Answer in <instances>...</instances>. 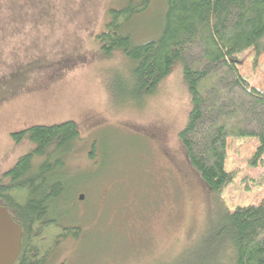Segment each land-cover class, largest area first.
Listing matches in <instances>:
<instances>
[{
	"label": "rangeland",
	"instance_id": "obj_1",
	"mask_svg": "<svg viewBox=\"0 0 264 264\" xmlns=\"http://www.w3.org/2000/svg\"><path fill=\"white\" fill-rule=\"evenodd\" d=\"M124 4L0 0V179L32 149L26 140L14 142L13 132L64 121L78 132L60 152V172L70 189L84 184L76 192L84 195L58 215L81 233L60 241L47 264H183L195 260L221 224L223 212L178 139L191 108L182 62L144 98L116 88L118 79L127 84L130 63L120 51L104 55L96 36L110 9ZM163 11V0H150L124 31L134 43L156 38ZM261 44L258 53L243 52L241 63L243 74L264 90V37ZM252 144L233 142L227 168L246 166L241 159ZM262 192L252 189L243 202L256 203ZM219 200L232 208L227 192Z\"/></svg>",
	"mask_w": 264,
	"mask_h": 264
},
{
	"label": "trees",
	"instance_id": "obj_2",
	"mask_svg": "<svg viewBox=\"0 0 264 264\" xmlns=\"http://www.w3.org/2000/svg\"><path fill=\"white\" fill-rule=\"evenodd\" d=\"M163 1L158 36L139 43L124 26L145 11L150 0H125L110 9L104 30L96 36L100 49L106 56L120 51L127 58L128 82L118 79L116 88L136 99L153 93L176 62L183 64L191 108L178 139L190 167L223 212L209 244L199 249L195 260L183 264H264V90L243 74L241 63L243 52L262 48L264 0ZM11 136L14 142L32 144L3 173L6 181L0 179V205L21 227L13 264H47L60 241L81 233L76 222L67 224L58 215L61 207L79 200L76 192L85 187L70 189L60 172V152L78 132L72 121H64L33 125ZM244 139L253 141L250 153L241 159L246 166L228 169L233 142ZM256 187L263 189L260 199L244 203L243 196ZM233 189L239 191L236 197ZM223 192L231 209L219 200ZM162 260L156 264H181Z\"/></svg>",
	"mask_w": 264,
	"mask_h": 264
},
{
	"label": "water",
	"instance_id": "obj_3",
	"mask_svg": "<svg viewBox=\"0 0 264 264\" xmlns=\"http://www.w3.org/2000/svg\"><path fill=\"white\" fill-rule=\"evenodd\" d=\"M79 199L83 195L78 196ZM21 227L0 205V264H13L20 250Z\"/></svg>",
	"mask_w": 264,
	"mask_h": 264
}]
</instances>
